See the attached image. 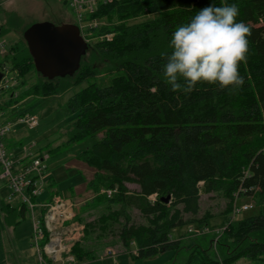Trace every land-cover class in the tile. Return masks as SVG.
<instances>
[{"label": "trees", "instance_id": "obj_1", "mask_svg": "<svg viewBox=\"0 0 264 264\" xmlns=\"http://www.w3.org/2000/svg\"><path fill=\"white\" fill-rule=\"evenodd\" d=\"M209 4H235L239 9L237 22L243 21L251 30L246 62L239 65L245 82L235 92L207 83L197 84L187 95L172 92L162 69L165 55L171 52V35ZM143 14L157 16L89 29L90 33H112L110 39H97L94 49L111 64L115 75L104 86L88 83L66 103V110L75 112L76 117L63 148L96 137L79 158L94 167L87 188L103 204L97 217L83 222V236L72 245L70 254L76 260L94 259L93 245L108 237L118 239L138 258L178 251L181 239H174L171 230L188 225L209 227L215 215L209 210L201 212L200 199L202 194L217 193L226 204L216 215H232L234 201L242 196L253 197L259 210L226 223L215 246L216 233L199 236L185 264H237L240 260L262 264L264 0H114L98 5L89 18L115 16L123 20ZM16 45L6 59L17 70L20 87H24L19 98L54 95L96 74L83 62V55L72 76L48 80L35 70L26 42L23 47ZM33 70L40 77L30 82L28 73ZM153 87L156 93L150 91ZM101 188L111 189V195L98 194ZM167 195L170 198L165 202L162 199ZM25 209L22 203L19 207L9 202L1 205L6 213L23 214ZM132 210L143 221H136ZM44 214L42 208V245L48 239Z\"/></svg>", "mask_w": 264, "mask_h": 264}, {"label": "rangeland", "instance_id": "obj_2", "mask_svg": "<svg viewBox=\"0 0 264 264\" xmlns=\"http://www.w3.org/2000/svg\"><path fill=\"white\" fill-rule=\"evenodd\" d=\"M157 15L143 14L138 17L118 20L115 16L96 19L99 26H111L114 23L125 22L127 24L136 23ZM51 22L54 25L60 24H79L77 13L69 4V0H0V35L5 37L10 43L17 44V47L25 46L23 31L25 28L37 22ZM82 30L81 34L88 44V49L84 55L83 62L90 64L96 74L77 85H72L65 90H59L54 95L32 97L27 96L25 105L31 114H35L38 124L34 127H28L25 124H17L5 136V145L7 150L13 148L16 152H21L22 145L35 143L31 151L38 154H49V158L43 161L47 167L43 174V187L40 193L33 198L36 206L34 215L27 207L24 214H18L16 211L15 224L9 225L5 222L3 215H9L1 210V205L9 202L19 207L21 199L18 194L10 195V189L7 186L6 179L0 178V264H41L40 255L42 252V240L37 239V231L34 223L39 219V204L44 201H50V195L56 193L65 199H70L73 204L74 222L81 227V236L84 232V221L97 217L103 210V204L96 201L93 193L88 190L87 183L92 177L94 167L82 161L79 158L81 151L88 149L96 141V137H89L80 142H75L63 148L67 139L68 129L76 113L66 110L68 99L77 91L85 87L90 82H95L98 86H104L111 82L115 75L111 72V64L105 62L95 52L94 42L103 34L112 33L109 31L97 33ZM8 65L11 64L8 62ZM29 81L33 82L39 78L37 72L28 73ZM71 81V80H70ZM71 83V82H70ZM23 91L24 87H20ZM24 104V103H21ZM17 141L18 145H12ZM58 150V151H57ZM50 151V152H49ZM0 168V173H1ZM131 189L137 188L135 184H127ZM106 188H101L98 194L110 196ZM154 199V196L151 197ZM236 204L251 203L253 209L238 213L234 220L238 221L249 214H255L259 210L256 200L251 196H242L237 198ZM226 199L219 194H202L200 199L201 212L209 210L213 216L208 223L212 229V234L219 227L229 222L230 213L216 215L225 208ZM132 216L136 221H143L137 212L132 210ZM7 221V220H6ZM9 223V222H8ZM192 227V230L190 228ZM199 226L188 225L171 230V236L174 239H181V248L178 251L167 250L150 258H138L129 253L116 238H106L98 240L93 245L95 249V258L90 260H76L74 264H185L190 252L191 245L196 239L203 235L199 233ZM48 237L54 238L60 236V231L49 232ZM219 235H214L217 240ZM79 238V240H80ZM107 250L115 253V257L106 255ZM131 250L135 246L131 245ZM212 247V252L214 251ZM211 252V255H212ZM51 264V263H50ZM67 264V263H64ZM237 264H250L245 260H240ZM264 264V262H262Z\"/></svg>", "mask_w": 264, "mask_h": 264}, {"label": "built area", "instance_id": "obj_3", "mask_svg": "<svg viewBox=\"0 0 264 264\" xmlns=\"http://www.w3.org/2000/svg\"><path fill=\"white\" fill-rule=\"evenodd\" d=\"M114 0H69V4L77 13L79 19L80 30H87L97 25L95 18H89L95 13L98 5L111 3ZM1 32V28H0ZM82 35V34H81ZM83 36V35H82ZM99 40L110 39L109 34H103ZM14 44L10 43L5 37L0 35V178H5L10 195L18 194L21 203L27 205L34 215V207L36 204L33 198L36 197L43 187V174L47 168L43 161L49 158V154H36L31 151L35 143L22 145L21 152L17 156H13L7 150L5 145V136L17 124H25L28 127H34L38 124V119L35 114H31L25 105V98L20 96V77L16 69L8 65L6 56L10 54L11 47ZM24 103V104H21ZM108 195L112 193L111 189L106 190ZM252 204L247 202L237 205L234 203L232 208V221L234 216L239 212H245L252 208ZM45 208L43 222L45 230L48 232L60 231L59 237L50 238L42 245L43 254L40 255L41 264H74L75 257L70 254L72 245L79 240L81 236V227L74 222V214L72 211L73 204L70 199L62 198L54 195L50 201H44L39 204L40 210ZM34 223L37 239L42 240L43 229L40 226V220ZM228 222V223H229ZM226 224L215 230L219 235ZM200 234L209 233L212 230L209 227L199 228ZM192 230V227L190 228ZM217 239V238H216ZM216 240H214L215 246ZM106 255L114 258L115 253L107 250ZM50 261V262H48Z\"/></svg>", "mask_w": 264, "mask_h": 264}, {"label": "clouds", "instance_id": "obj_4", "mask_svg": "<svg viewBox=\"0 0 264 264\" xmlns=\"http://www.w3.org/2000/svg\"><path fill=\"white\" fill-rule=\"evenodd\" d=\"M238 14L235 4H209L176 28L169 43L171 52L162 65L172 92L187 95L199 83L215 84L229 92L243 86L239 65L246 62L251 30L243 21L237 22Z\"/></svg>", "mask_w": 264, "mask_h": 264}, {"label": "water", "instance_id": "obj_5", "mask_svg": "<svg viewBox=\"0 0 264 264\" xmlns=\"http://www.w3.org/2000/svg\"><path fill=\"white\" fill-rule=\"evenodd\" d=\"M23 39L35 70L48 80L72 76L88 49L78 24L33 23L23 31ZM169 198L167 195L162 200Z\"/></svg>", "mask_w": 264, "mask_h": 264}, {"label": "crops", "instance_id": "obj_6", "mask_svg": "<svg viewBox=\"0 0 264 264\" xmlns=\"http://www.w3.org/2000/svg\"><path fill=\"white\" fill-rule=\"evenodd\" d=\"M18 142L17 141H13L12 142V145H18L17 144ZM9 151L12 153V155L13 156H17V155H19L20 154V152L18 153V152H16L13 148H11V149H9ZM24 214V213H23ZM14 216H16V212H14V211H11L10 213H9V215H3V217H4V219L5 218H7L6 220H5V222L7 223V224H9L10 226L11 225H13V224H15L16 222H15V218H14ZM9 222V223H8Z\"/></svg>", "mask_w": 264, "mask_h": 264}]
</instances>
